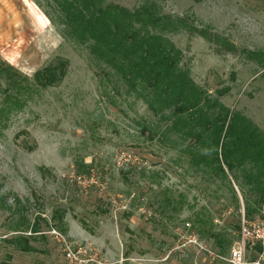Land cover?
Instances as JSON below:
<instances>
[{
	"label": "rangeland",
	"instance_id": "374dc122",
	"mask_svg": "<svg viewBox=\"0 0 264 264\" xmlns=\"http://www.w3.org/2000/svg\"><path fill=\"white\" fill-rule=\"evenodd\" d=\"M102 1L129 11L152 4L183 19L163 32L180 66L264 133V0ZM59 61L61 81L35 86L33 75ZM0 62L25 78L0 73V106L11 108L0 119V264H225L212 256L229 255L248 205L257 213L247 220H264L241 169L223 177L196 164L191 152L206 150L170 131L87 45L63 35L55 0H0ZM256 259L249 250L247 261Z\"/></svg>",
	"mask_w": 264,
	"mask_h": 264
},
{
	"label": "trees",
	"instance_id": "16d2710c",
	"mask_svg": "<svg viewBox=\"0 0 264 264\" xmlns=\"http://www.w3.org/2000/svg\"><path fill=\"white\" fill-rule=\"evenodd\" d=\"M55 2L63 35L87 45L91 55L111 68L128 91L146 103L153 115L170 121V131L206 150L197 155L196 151L191 152L196 164L204 163L214 175L223 177L241 169L245 185L256 196L255 204L264 205V133L240 112L230 110L217 99H210L192 80L189 71L180 66L182 53L163 32L183 25V19L160 15L152 4L129 11L116 4H103L102 0ZM187 29L192 30L188 26ZM192 31L208 40L216 38L222 46L233 47L219 36L208 37L204 30L193 28ZM248 54L259 56L250 51ZM65 67V62L59 61L36 72L34 85L39 88L55 85L63 78ZM0 73L12 83L14 76L21 75L5 62H0ZM24 79L19 77V80ZM16 87L18 92L24 86L17 82ZM10 102L14 106L20 104L17 98ZM10 110L8 105H1L0 119ZM142 131L144 133L146 128ZM245 211L246 217L257 213L249 205ZM235 229H239V225ZM211 235L216 245L223 248L224 241L218 235ZM19 244L22 250H27L23 247L24 240Z\"/></svg>",
	"mask_w": 264,
	"mask_h": 264
},
{
	"label": "built area",
	"instance_id": "2783aa9c",
	"mask_svg": "<svg viewBox=\"0 0 264 264\" xmlns=\"http://www.w3.org/2000/svg\"><path fill=\"white\" fill-rule=\"evenodd\" d=\"M123 157V159L127 157V159L131 162H137L135 156L123 155ZM76 179L80 180L81 177L77 176ZM54 233L57 234L55 231ZM238 236L239 240L234 243L227 257L213 255L212 258L218 259L219 261H224L225 264H260L262 261H264L263 219L257 217L251 220H247L245 218L244 213L242 212L238 229ZM189 242L193 241L189 240ZM200 249L205 251L208 255H212L206 248L200 247ZM65 250L67 259H69L70 261H72V259H76L75 253L73 252V250H71L69 246H66ZM249 250H255L256 252L257 259L254 262L247 261V252Z\"/></svg>",
	"mask_w": 264,
	"mask_h": 264
}]
</instances>
